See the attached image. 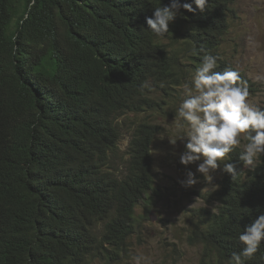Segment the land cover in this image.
I'll use <instances>...</instances> for the list:
<instances>
[{
	"label": "trees",
	"instance_id": "1",
	"mask_svg": "<svg viewBox=\"0 0 264 264\" xmlns=\"http://www.w3.org/2000/svg\"><path fill=\"white\" fill-rule=\"evenodd\" d=\"M236 1L181 9L157 37L145 18L170 0H0V264H88L126 253L135 207L155 181L158 130L136 126L122 170L121 119L157 103L150 82L186 77L184 59L211 55L215 71L237 70L220 57ZM237 167L234 179L223 173L218 207L195 232L202 264H229L244 226L264 212V155L255 170ZM245 264H264V242Z\"/></svg>",
	"mask_w": 264,
	"mask_h": 264
},
{
	"label": "rangeland",
	"instance_id": "2",
	"mask_svg": "<svg viewBox=\"0 0 264 264\" xmlns=\"http://www.w3.org/2000/svg\"><path fill=\"white\" fill-rule=\"evenodd\" d=\"M234 9L223 37L220 57L255 85L256 92H249L248 101L260 107L264 105V0H237ZM184 62L187 74L181 81L165 86L150 82L149 95L157 101L153 107L121 119L123 127L115 165L122 170L127 165L129 143L136 126L147 122L157 127L152 146L155 181L135 207L134 232L126 253L96 257L88 264H202L204 248L195 232L205 222V217L218 207L214 195L223 172L217 169L212 181L208 182L196 172V164L185 166L179 162L184 142L177 140L175 145L170 142L183 134L176 126L179 122L176 110L185 87L191 86V78L200 65L193 58L184 59ZM244 143L246 141L241 140L239 146L243 147ZM189 171L195 173L198 182L184 187L179 181L186 179Z\"/></svg>",
	"mask_w": 264,
	"mask_h": 264
},
{
	"label": "clouds",
	"instance_id": "3",
	"mask_svg": "<svg viewBox=\"0 0 264 264\" xmlns=\"http://www.w3.org/2000/svg\"><path fill=\"white\" fill-rule=\"evenodd\" d=\"M207 3L208 0H192L191 3L170 0L168 4L153 8L152 15L145 18L147 28L155 36L162 37L181 9L204 12ZM217 66L215 57L205 55L202 58L176 110L179 120L176 126L183 134L170 141L173 145L177 140L184 142L179 162L185 166L196 164V172L208 182L212 181L217 169L229 174L231 179L238 174V164L255 170L257 158L264 155V108L249 103L247 82L237 70L214 71ZM241 140L246 143L237 160L226 162L225 157L236 150ZM197 182L192 171L179 181L184 187ZM238 240L243 247L238 253H232L229 264H245L257 253L264 242V212L244 226Z\"/></svg>",
	"mask_w": 264,
	"mask_h": 264
}]
</instances>
